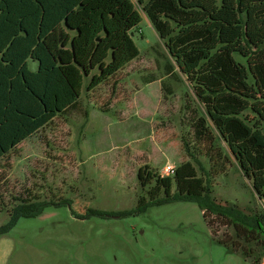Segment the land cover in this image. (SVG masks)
<instances>
[{
    "label": "rangeland",
    "instance_id": "rangeland-1",
    "mask_svg": "<svg viewBox=\"0 0 264 264\" xmlns=\"http://www.w3.org/2000/svg\"><path fill=\"white\" fill-rule=\"evenodd\" d=\"M140 10L134 35L140 56L93 91L84 88L80 111L56 117L0 160V227L19 203L15 197L50 204L0 237V264H253L219 242L215 234L231 230L221 218L205 219L195 202L133 212L149 196L137 177L141 166L164 174L167 164L189 160L218 202L264 210L193 84ZM28 65L36 71L39 62L30 58ZM202 124L209 128L204 139L197 133Z\"/></svg>",
    "mask_w": 264,
    "mask_h": 264
},
{
    "label": "trees",
    "instance_id": "trees-1",
    "mask_svg": "<svg viewBox=\"0 0 264 264\" xmlns=\"http://www.w3.org/2000/svg\"><path fill=\"white\" fill-rule=\"evenodd\" d=\"M140 8L264 200V0H0V160L56 117L80 111L84 88L93 91L140 56L134 39L144 19ZM30 58L39 62L36 71ZM208 130L202 124L197 133L204 139ZM137 177L149 196L133 212L195 202L205 219L221 218L231 230L214 233L220 243L261 264L264 210L247 213L235 201L218 202L191 160L169 175L145 164ZM15 199L0 237L50 205Z\"/></svg>",
    "mask_w": 264,
    "mask_h": 264
},
{
    "label": "built area",
    "instance_id": "built-area-1",
    "mask_svg": "<svg viewBox=\"0 0 264 264\" xmlns=\"http://www.w3.org/2000/svg\"><path fill=\"white\" fill-rule=\"evenodd\" d=\"M176 170V167L172 164H167L164 168H163V175H169V174H174Z\"/></svg>",
    "mask_w": 264,
    "mask_h": 264
}]
</instances>
